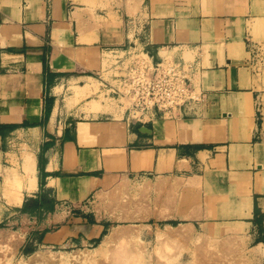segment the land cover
<instances>
[{
  "label": "crops",
  "instance_id": "obj_1",
  "mask_svg": "<svg viewBox=\"0 0 264 264\" xmlns=\"http://www.w3.org/2000/svg\"><path fill=\"white\" fill-rule=\"evenodd\" d=\"M128 46L195 64L199 101L143 125L120 103L57 111ZM132 180L151 183L156 218L264 236V0H0V245L93 243L108 226L95 207Z\"/></svg>",
  "mask_w": 264,
  "mask_h": 264
},
{
  "label": "rangeland",
  "instance_id": "obj_2",
  "mask_svg": "<svg viewBox=\"0 0 264 264\" xmlns=\"http://www.w3.org/2000/svg\"><path fill=\"white\" fill-rule=\"evenodd\" d=\"M74 85H84V89H74ZM66 87L59 99L60 114L77 104L107 112L121 102L100 92L98 81L92 78ZM151 186L132 180L108 190L107 202L95 207L97 219L106 220L108 226L95 242L46 247L13 234L6 248L0 245V264H25L34 256L39 257L36 264L46 256L61 259L58 263L62 264H264V236L256 237L239 224H190L154 217ZM114 231L118 235L112 239Z\"/></svg>",
  "mask_w": 264,
  "mask_h": 264
},
{
  "label": "built area",
  "instance_id": "obj_3",
  "mask_svg": "<svg viewBox=\"0 0 264 264\" xmlns=\"http://www.w3.org/2000/svg\"><path fill=\"white\" fill-rule=\"evenodd\" d=\"M134 23L135 21H130ZM93 77L100 92L125 103L128 124H146L158 115L177 118L199 101L192 86L193 63L161 59L157 62L135 46L111 49L102 55Z\"/></svg>",
  "mask_w": 264,
  "mask_h": 264
},
{
  "label": "bare ground",
  "instance_id": "obj_4",
  "mask_svg": "<svg viewBox=\"0 0 264 264\" xmlns=\"http://www.w3.org/2000/svg\"><path fill=\"white\" fill-rule=\"evenodd\" d=\"M126 104V103H125ZM124 104V105H125ZM33 156L28 155L25 157L24 160V164L22 167V171H23V182H25V186L27 187L28 191H34L36 189V174H35V165H34V158H32ZM12 180V179H11ZM14 180V179H13ZM12 180V182H13ZM15 180L17 181V178H15ZM14 180V181H15ZM19 181V180H18ZM161 182V181H160ZM20 184V183H19ZM9 185H12L11 183ZM257 186V185H256ZM20 187V185H19ZM144 187V186H143ZM147 188V187H146ZM260 189V188H259ZM262 190V189H261ZM100 197V196H99ZM18 199V196H17ZM239 202V201H238ZM249 203V202H248ZM112 204H114V200H112ZM242 204H244V199L242 200ZM246 207V205H245ZM241 211V210H240ZM244 211V210H243ZM170 212V211H169ZM210 213V211H209ZM117 232L115 233L112 232V234L110 235V237L112 239H114L117 236ZM15 242H18V238L14 240ZM8 249H11L12 251L14 250V247H9ZM16 249V246H15ZM104 251H106L105 248H103ZM15 252V251H14ZM77 257V256H76ZM39 257L38 256H34L32 257L27 263L25 264H36L37 259ZM61 259H56V260H52L51 257L49 256L47 258L46 257H42L41 263L40 264H62V262L58 263Z\"/></svg>",
  "mask_w": 264,
  "mask_h": 264
},
{
  "label": "trees",
  "instance_id": "obj_5",
  "mask_svg": "<svg viewBox=\"0 0 264 264\" xmlns=\"http://www.w3.org/2000/svg\"><path fill=\"white\" fill-rule=\"evenodd\" d=\"M39 163H40V168H41V159H40V161H39ZM43 183L40 181V185H42ZM27 206L29 205V203L28 204H26ZM32 205V204H31Z\"/></svg>",
  "mask_w": 264,
  "mask_h": 264
}]
</instances>
